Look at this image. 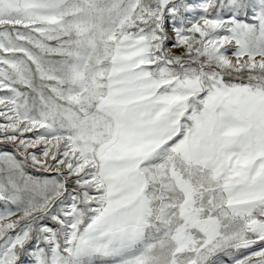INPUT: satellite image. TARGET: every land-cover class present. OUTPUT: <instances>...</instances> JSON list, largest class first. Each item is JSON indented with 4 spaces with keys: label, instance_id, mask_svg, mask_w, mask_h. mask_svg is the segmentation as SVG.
<instances>
[{
    "label": "snow or ice",
    "instance_id": "6c2138e0",
    "mask_svg": "<svg viewBox=\"0 0 264 264\" xmlns=\"http://www.w3.org/2000/svg\"><path fill=\"white\" fill-rule=\"evenodd\" d=\"M0 264H264V0H0Z\"/></svg>",
    "mask_w": 264,
    "mask_h": 264
},
{
    "label": "rangeland",
    "instance_id": "374dc122",
    "mask_svg": "<svg viewBox=\"0 0 264 264\" xmlns=\"http://www.w3.org/2000/svg\"><path fill=\"white\" fill-rule=\"evenodd\" d=\"M191 2H193V3H196V2H197V0H191ZM0 147H3V146H0Z\"/></svg>",
    "mask_w": 264,
    "mask_h": 264
}]
</instances>
